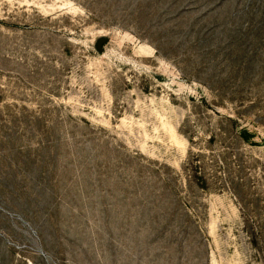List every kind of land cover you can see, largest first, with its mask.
<instances>
[{"label":"rangeland","instance_id":"374dc122","mask_svg":"<svg viewBox=\"0 0 264 264\" xmlns=\"http://www.w3.org/2000/svg\"><path fill=\"white\" fill-rule=\"evenodd\" d=\"M0 264H264V0H0Z\"/></svg>","mask_w":264,"mask_h":264},{"label":"water","instance_id":"95a60500","mask_svg":"<svg viewBox=\"0 0 264 264\" xmlns=\"http://www.w3.org/2000/svg\"><path fill=\"white\" fill-rule=\"evenodd\" d=\"M104 41V39H100L99 41H98V43H97V47H100V44H101V42H103Z\"/></svg>","mask_w":264,"mask_h":264},{"label":"trees","instance_id":"16d2710c","mask_svg":"<svg viewBox=\"0 0 264 264\" xmlns=\"http://www.w3.org/2000/svg\"><path fill=\"white\" fill-rule=\"evenodd\" d=\"M194 160H195V156L192 155V156H191V162L194 161ZM253 242H254V241H253Z\"/></svg>","mask_w":264,"mask_h":264}]
</instances>
